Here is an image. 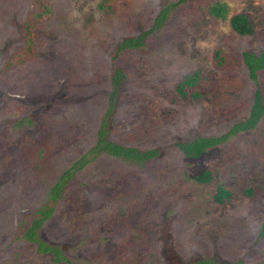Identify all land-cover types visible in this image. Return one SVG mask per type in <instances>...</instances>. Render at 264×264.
Wrapping results in <instances>:
<instances>
[{
	"label": "rangeland",
	"instance_id": "rangeland-1",
	"mask_svg": "<svg viewBox=\"0 0 264 264\" xmlns=\"http://www.w3.org/2000/svg\"><path fill=\"white\" fill-rule=\"evenodd\" d=\"M173 1L0 0V264H264V113L197 157L172 146L247 115L253 83L241 51H264V0H182L141 45L115 52ZM216 2L224 17L209 12ZM236 12L251 34L230 28ZM113 67L123 77L108 138L159 154L137 163L99 153L74 172L38 231L61 248L54 261L20 231L94 142ZM191 73L181 95L176 84ZM257 81L264 99V69ZM205 168L211 180L194 181ZM218 184L230 192L221 203Z\"/></svg>",
	"mask_w": 264,
	"mask_h": 264
},
{
	"label": "trees",
	"instance_id": "trees-1",
	"mask_svg": "<svg viewBox=\"0 0 264 264\" xmlns=\"http://www.w3.org/2000/svg\"><path fill=\"white\" fill-rule=\"evenodd\" d=\"M182 0H174L172 3L165 5L159 9L153 18L151 28L143 30L136 36H129L116 45L115 52L124 48L139 46L142 43L143 37L155 27L162 24L168 15L171 7L177 5ZM226 5L222 2H216L209 5V12L217 17H224L226 12ZM230 28L240 35L251 34L252 28L249 24L247 16L242 12H236L229 16L228 18ZM22 54L18 53L13 55V59L19 60ZM214 57L218 59L217 63L220 64L222 61V56L219 55L218 51H215ZM241 60L245 66L247 76L253 83V92L251 96V104L248 108L247 115L238 121L233 122L226 131L218 135H197L188 140H180L172 142V146L183 156L186 157H197L201 152L210 146L217 145L225 141L230 135L238 132L248 130L256 125L262 114L264 113V99L258 86L257 72L264 69V51H259L258 53L251 50L241 51ZM12 61L10 60L7 65ZM123 74L119 68L113 67L111 75V96L108 99L104 117L100 120L99 126L96 130L95 140L88 150L81 154L79 158L75 159L73 162L67 166L62 173L57 176V179L50 186L47 198L45 201L37 207L30 215L25 227L20 231L21 237L30 243L35 245L36 250L42 253H49L54 261L64 260L61 252V248L58 245L50 244L45 242L39 237L38 231L42 223L49 219L54 211V207L57 199L61 197L62 191L65 184L74 174V172L80 169L90 158H93L99 153H105L113 156H117L129 161L143 163L159 154L158 147H146L138 148L132 145L122 144L120 142L114 141L108 138L107 135V125L108 118L106 117L111 113L114 106L112 99L116 94L120 80ZM197 76L196 73H191L184 75L176 84V89L181 95H185L184 87L186 85H192ZM193 97L197 96L196 92H192ZM212 173L210 169H203L192 176V179L198 183H205L211 180ZM247 193L250 189L246 190ZM229 190L218 184L215 188L212 198L218 202H223L224 199L229 197ZM264 233V224L259 231V234ZM190 264H219L216 261L210 259H200ZM227 264H239L238 262H229Z\"/></svg>",
	"mask_w": 264,
	"mask_h": 264
}]
</instances>
